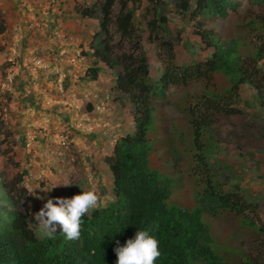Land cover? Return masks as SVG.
Here are the masks:
<instances>
[{
  "label": "trees",
  "instance_id": "16d2710c",
  "mask_svg": "<svg viewBox=\"0 0 264 264\" xmlns=\"http://www.w3.org/2000/svg\"><path fill=\"white\" fill-rule=\"evenodd\" d=\"M247 1L249 8L226 39H220L206 23L237 18L236 0H144L143 5L142 0H91L88 6L75 7L81 20L95 24V32L85 44L80 43L79 57L85 67L79 81L96 82L106 69L112 90L125 95L121 99L131 108V130L117 136L102 157L111 200L82 217L79 240H68L59 225L52 238L42 236L34 219L39 210L27 203L25 184L32 167L25 152L26 139L19 123L7 119L10 111L4 108L2 97L9 100L12 95L0 93V264H116L114 249L133 239L138 230H148L158 240L161 256L155 264H264V248H260L264 247V226H255L245 216L253 212L257 201L245 197L248 188L241 190L235 170L234 184H226L223 173L231 172L232 163L217 157L219 148L209 133L214 129L217 134L223 119L240 116L243 87L264 113V0ZM170 9L181 24L173 31L168 28ZM188 26L194 43L181 38ZM3 31L0 26V34ZM124 45L127 50L122 49ZM148 45L157 51L160 70L155 78L150 74ZM178 45L185 57L182 61ZM8 65L0 63V76ZM15 81L21 120L23 112L36 108V103L30 90L26 93L28 84ZM168 101H176L180 108L178 128L164 119ZM156 127L157 136L149 138ZM165 141L172 143L173 163H186L193 175L196 189L190 209L167 206L172 187L147 166L154 142L163 146ZM4 161L8 167L2 170ZM254 161L257 167L262 165ZM220 213L229 219L239 216L240 225L254 237L250 250L233 245L239 256H221L224 247L212 238L203 220ZM255 247L257 251L252 250Z\"/></svg>",
  "mask_w": 264,
  "mask_h": 264
},
{
  "label": "rangeland",
  "instance_id": "374dc122",
  "mask_svg": "<svg viewBox=\"0 0 264 264\" xmlns=\"http://www.w3.org/2000/svg\"><path fill=\"white\" fill-rule=\"evenodd\" d=\"M236 1L237 18L227 17L206 23V27L220 39L228 38L238 18L250 6L247 0ZM90 4L91 0H0V26L4 29L0 34V63L9 64L5 75L0 76V93L1 96L7 92L12 95L9 100L2 97L4 108L10 111L7 119L11 124L19 123L26 139L25 152L32 168L25 187L31 209L37 207L40 211L48 199L55 203L57 198L68 199L70 193L79 195L90 190L101 198V204L111 200L110 178L102 157L109 153L117 136L131 130V108L121 99L125 95L112 90V77L106 69H102L96 82L82 84L79 81L85 67L84 59L78 56L80 43L85 44L89 35L95 32V24L81 20L75 7ZM116 11L115 5L112 14ZM168 11L171 18L168 28L173 31L181 24L174 12ZM136 15L139 17V13ZM185 29L182 40L194 43L190 27ZM122 49L127 50L128 46L124 45ZM148 49L150 74L155 78L160 70L155 58L157 51L154 45H148ZM176 51L178 60H184L180 45ZM65 76L67 81L64 84ZM15 80L28 84L26 93L30 90L36 103V108L23 112L21 120L17 118L20 105L13 92ZM215 80L220 87L221 77L217 75ZM168 92L172 93L171 90ZM249 93L243 87L238 104L242 110L240 116L223 119L212 140L219 148L217 157L232 163L230 174H224L226 181H235L238 176L234 174L235 170L240 175L237 184L241 190L248 188L245 197L257 201L253 212L246 215L258 227L264 226V113ZM245 101L252 106L242 103ZM175 102L168 101L163 114L164 119L178 128L182 118ZM261 104L264 106V91ZM155 129V132H149V138L157 136L158 129ZM201 141L205 142L204 136ZM153 145L147 166L163 176L172 187L166 205L190 209L196 189L193 175L186 163H173L172 143L165 141L159 146L154 142ZM255 159L262 165L257 167ZM4 167H8L7 161L3 162L1 169ZM6 178L10 179L11 174L8 173ZM238 217L229 219L224 213L204 216L210 235L224 247L221 255L224 259L239 256L235 246L246 252L255 245L253 234L243 229ZM252 250L257 251V247Z\"/></svg>",
  "mask_w": 264,
  "mask_h": 264
},
{
  "label": "clouds",
  "instance_id": "9594fccd",
  "mask_svg": "<svg viewBox=\"0 0 264 264\" xmlns=\"http://www.w3.org/2000/svg\"><path fill=\"white\" fill-rule=\"evenodd\" d=\"M214 131V129L209 131L212 139ZM220 179L223 183L221 176ZM226 180L228 179L224 178L227 185L234 184ZM100 205L101 198L91 190L81 192L71 199L57 198L55 203L52 199H48L43 208L34 216L37 231L42 236L52 238L57 230L56 226L59 225L68 240H79L83 224L82 217ZM246 213L248 212H245L247 217ZM114 252L117 256L116 264H155L161 256L158 240L148 230H138L133 239H128L124 246H117Z\"/></svg>",
  "mask_w": 264,
  "mask_h": 264
}]
</instances>
